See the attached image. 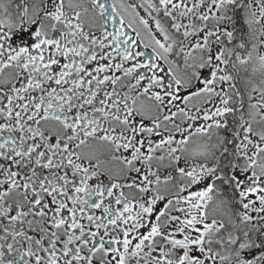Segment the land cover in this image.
<instances>
[{
  "label": "snow or ice",
  "instance_id": "6c2138e0",
  "mask_svg": "<svg viewBox=\"0 0 264 264\" xmlns=\"http://www.w3.org/2000/svg\"><path fill=\"white\" fill-rule=\"evenodd\" d=\"M0 264H264V0H0Z\"/></svg>",
  "mask_w": 264,
  "mask_h": 264
}]
</instances>
